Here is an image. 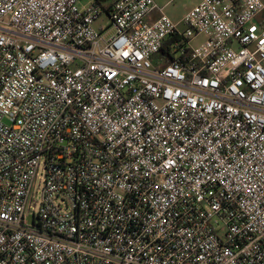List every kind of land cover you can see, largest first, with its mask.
<instances>
[{
	"label": "built area",
	"instance_id": "2783aa9c",
	"mask_svg": "<svg viewBox=\"0 0 264 264\" xmlns=\"http://www.w3.org/2000/svg\"><path fill=\"white\" fill-rule=\"evenodd\" d=\"M81 1L0 0V264H264V2Z\"/></svg>",
	"mask_w": 264,
	"mask_h": 264
},
{
	"label": "rangeland",
	"instance_id": "374dc122",
	"mask_svg": "<svg viewBox=\"0 0 264 264\" xmlns=\"http://www.w3.org/2000/svg\"><path fill=\"white\" fill-rule=\"evenodd\" d=\"M201 0H157L160 6H165L164 12L170 16L174 21L180 20L188 10L197 5ZM91 0H82L80 6L84 7L89 4ZM166 4V5H165ZM110 22L108 15L104 14L102 18L97 22V26L99 27L101 24H108ZM206 39L205 34H201L198 37L194 38L192 41V45L194 47L200 46ZM44 184V167L42 166L40 169V173L38 179L34 185L35 192L37 193L35 196L36 201H40L41 194L40 191Z\"/></svg>",
	"mask_w": 264,
	"mask_h": 264
},
{
	"label": "trees",
	"instance_id": "16d2710c",
	"mask_svg": "<svg viewBox=\"0 0 264 264\" xmlns=\"http://www.w3.org/2000/svg\"><path fill=\"white\" fill-rule=\"evenodd\" d=\"M164 52H167L169 55L171 54L169 50L163 49Z\"/></svg>",
	"mask_w": 264,
	"mask_h": 264
},
{
	"label": "crops",
	"instance_id": "0c3cea01",
	"mask_svg": "<svg viewBox=\"0 0 264 264\" xmlns=\"http://www.w3.org/2000/svg\"><path fill=\"white\" fill-rule=\"evenodd\" d=\"M155 1L157 2V0H155ZM262 1L264 2V0H262ZM157 3H158V2H157ZM165 5H166V4H165ZM188 11H189V10H188ZM188 11H187V12H188ZM187 12H186V13H187Z\"/></svg>",
	"mask_w": 264,
	"mask_h": 264
}]
</instances>
